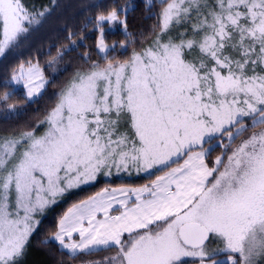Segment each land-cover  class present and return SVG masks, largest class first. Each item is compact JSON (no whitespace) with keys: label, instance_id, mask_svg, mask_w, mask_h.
Listing matches in <instances>:
<instances>
[{"label":"snow or ice","instance_id":"1","mask_svg":"<svg viewBox=\"0 0 264 264\" xmlns=\"http://www.w3.org/2000/svg\"><path fill=\"white\" fill-rule=\"evenodd\" d=\"M160 3L156 38L124 59L110 57L116 45L106 43L105 25L127 33L126 7L100 12V58L85 53L87 66L39 122L43 134L0 135V264H20L37 214L113 169L154 179L74 204L43 243L78 264L264 260V0ZM47 11L0 0V55ZM184 23L190 30L169 34ZM68 50L58 49L49 66ZM47 83L38 63H21L3 84L11 90L0 94V117L18 115L13 85L32 99ZM98 252L110 254L87 259Z\"/></svg>","mask_w":264,"mask_h":264},{"label":"trees","instance_id":"2","mask_svg":"<svg viewBox=\"0 0 264 264\" xmlns=\"http://www.w3.org/2000/svg\"><path fill=\"white\" fill-rule=\"evenodd\" d=\"M21 2L30 12L45 9L48 11L39 24L32 25L27 33L21 34L17 42L0 55V94L11 90L3 87V84L8 81L13 70L21 63L27 64L29 61L39 64L48 83L38 96L30 100L25 98L21 87L13 85L17 87L18 95L9 103L17 106L18 115L9 119L0 117V135L12 130L35 128V124H38L56 103L57 93L65 81L76 69L87 66L83 59L85 53L90 55L92 60L100 58L101 54L96 47L99 33L94 23L100 12L110 8L114 3L126 7L127 33L119 25H112L111 28L105 25L106 43L110 46L116 45L115 51L109 53L110 57L124 59L133 48L139 49L157 33L160 24L159 8L162 5L159 0H21ZM69 33L73 34L72 40L76 42L75 45L69 40ZM121 42L128 45L126 50L121 49ZM58 49L70 50L65 51L61 59L49 66L52 57L57 56ZM217 151L219 148L213 153ZM106 182L98 181L80 187L39 220L32 234L38 258L35 264L72 262L66 256L62 257L55 242L45 244L43 241L57 230L58 220L68 206L92 195Z\"/></svg>","mask_w":264,"mask_h":264},{"label":"rangeland","instance_id":"3","mask_svg":"<svg viewBox=\"0 0 264 264\" xmlns=\"http://www.w3.org/2000/svg\"><path fill=\"white\" fill-rule=\"evenodd\" d=\"M209 2H211V0H209ZM162 7H163V5H161V7L159 8V14L161 12ZM107 26L110 27V28L112 27V25L111 26L107 25ZM185 29H189L190 30V25L188 23H184V24H181V25H178V26H174L173 29L171 30V32L169 34L172 35L173 37H178V34L180 32H183ZM159 30L157 31V33L159 32ZM157 33L153 36V38L151 40H149L147 43H145L144 45H142L140 48L146 47V46L150 45L152 43V41L156 38ZM98 38H99V35H98ZM98 38H97V41H98ZM139 49H137V50H139ZM32 63H36V62H32ZM25 65H27V64H25ZM17 67L15 69H17ZM258 71H259V69H258ZM12 73H11V75H12ZM11 75H10V77H11ZM10 77L8 78V81L10 80ZM42 90H41V92H42ZM23 91L25 93L26 90L23 89ZM35 97H33V98H35ZM37 125H39V126L37 127ZM35 126H36L35 127L36 133L38 135L39 134H43V132L45 131V127L46 126L44 124H41V123L35 124ZM216 153H213L211 155V157L209 158L208 162H209L210 165H211V161L214 160L215 157L220 154V149ZM148 176H150V175L147 174V173H139V174H137L134 170L131 171V173H127V172L116 173L115 169H113L112 170V175H109V176H105L103 173H101L100 175H98V177H97V179L95 181L89 182L87 184H83V185H81V186H79L77 188L69 189L67 192H65L63 194V196H61V197L58 198V200H57V202L55 204H53V205L49 206L48 208H46L43 213L37 214L36 219L39 221L42 217H44L47 214V212L50 209H52L56 205L60 204L70 193L78 190L80 187H84L86 185L94 184V183H97L98 181H104V182L107 181L106 183H103L101 185V188H99L95 193H93L92 195H90V196H93L97 192H100L102 189H104L106 187L107 188L139 187V186H141L143 184L148 183L151 179H154V176L152 178H150V179H147ZM135 181H139V183L138 182L135 183ZM90 196H88V197H90ZM87 198H84L82 200H86ZM82 200H79V201H77L74 204H77V203H79ZM74 204L68 206L65 209V211L63 212V214L61 215V217L59 218V220L68 211V209L71 208ZM59 220H58V223H59ZM58 223H57V226H58ZM76 238L78 239V237H76ZM210 247L215 248V247H217V245L213 243V244H210ZM35 249L36 248L33 246L32 235H31L30 238H29V242L27 244L26 250H25V254H24V256L20 260V264H35V263H37L38 262L37 261L38 258L36 256L37 254H36V250ZM109 254L110 253H108V252H99V253H96L95 255L91 256V257H88L87 259H100V258H102V257H104L106 255H109ZM217 259H221V260L226 259V254H221L219 257H217ZM65 264H78V261L67 262ZM258 264H264V260L258 261Z\"/></svg>","mask_w":264,"mask_h":264},{"label":"crops","instance_id":"4","mask_svg":"<svg viewBox=\"0 0 264 264\" xmlns=\"http://www.w3.org/2000/svg\"><path fill=\"white\" fill-rule=\"evenodd\" d=\"M148 177L152 178L153 176H148Z\"/></svg>","mask_w":264,"mask_h":264}]
</instances>
